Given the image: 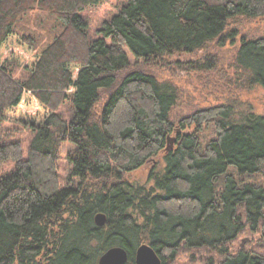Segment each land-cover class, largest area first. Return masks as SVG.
Instances as JSON below:
<instances>
[{
  "label": "trees",
  "instance_id": "16d2710c",
  "mask_svg": "<svg viewBox=\"0 0 264 264\" xmlns=\"http://www.w3.org/2000/svg\"><path fill=\"white\" fill-rule=\"evenodd\" d=\"M103 1L0 0V264H97L112 246L135 264L142 243L161 264L181 249L208 251L203 264H264V187L242 179L264 173V114L237 119L228 102L176 117V86L130 69L235 36L231 21L264 17V0H122L91 37L82 11ZM33 9L63 26L40 50L16 28ZM234 66L242 87L264 89V34L241 38ZM152 161L145 184L125 178ZM244 231L259 235L236 246Z\"/></svg>",
  "mask_w": 264,
  "mask_h": 264
},
{
  "label": "rangeland",
  "instance_id": "374dc122",
  "mask_svg": "<svg viewBox=\"0 0 264 264\" xmlns=\"http://www.w3.org/2000/svg\"><path fill=\"white\" fill-rule=\"evenodd\" d=\"M122 0H104L96 6L87 7L82 11L88 22L89 35L95 36L96 30L102 21L116 10ZM17 30L32 34L37 39L36 50L44 48L53 38L59 35L63 26L51 14L33 9L24 13L17 22ZM230 28L235 30V36L224 38L223 42L210 41L202 49L192 54H177L161 61L148 63L134 62L131 59L130 69H141L153 73L158 80L167 81L176 86L179 98L174 107L176 117L189 113L194 109H202L230 102L233 105L234 118L239 119L249 111L264 114V89L258 86L244 88L240 85V74L234 66L236 50L241 38H255L264 34V17L242 18L237 17L230 23ZM199 60L207 64V68L197 69L189 66V62ZM13 75L22 77L24 72L21 67L13 63ZM103 101V99H101ZM59 111L64 117L70 114V104L63 102ZM212 123L205 124L200 133L201 145L214 136ZM23 139V147L27 146L30 133L22 129L18 132ZM72 145L68 142L61 144L58 152L57 168L62 182L69 170L67 151ZM148 162L137 170L125 175L131 182L145 184L150 168L154 165ZM156 163L161 165L158 158ZM157 165V164H156ZM230 171H233L232 169ZM243 181L257 183L264 187V173L243 176ZM259 234L244 231L234 241L236 246L249 244L252 239H257ZM208 251L181 249V252L170 264H203ZM192 255L194 258L192 259ZM16 264V263H15Z\"/></svg>",
  "mask_w": 264,
  "mask_h": 264
},
{
  "label": "water",
  "instance_id": "95a60500",
  "mask_svg": "<svg viewBox=\"0 0 264 264\" xmlns=\"http://www.w3.org/2000/svg\"><path fill=\"white\" fill-rule=\"evenodd\" d=\"M174 140L175 137L167 138L166 150L172 146ZM102 221H104L103 217ZM127 259V251L123 247L112 246L101 253L97 264H125ZM134 262L135 264H161V259L149 244L142 243L135 250Z\"/></svg>",
  "mask_w": 264,
  "mask_h": 264
}]
</instances>
